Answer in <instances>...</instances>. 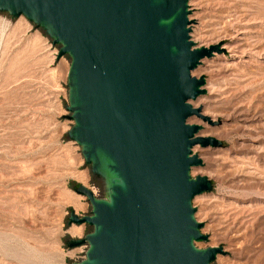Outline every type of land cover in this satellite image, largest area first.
I'll list each match as a JSON object with an SVG mask.
<instances>
[{
    "label": "water",
    "instance_id": "water-1",
    "mask_svg": "<svg viewBox=\"0 0 264 264\" xmlns=\"http://www.w3.org/2000/svg\"><path fill=\"white\" fill-rule=\"evenodd\" d=\"M189 0H0V11L25 16L70 57L68 137L81 149L104 196L74 188L91 205L70 211L68 223L92 230L68 246L86 244L71 264H215L220 246L198 248L207 236L194 216L195 196L211 189L196 144L200 125L190 100L205 93L192 71L219 44L190 39ZM210 123L211 121L208 120Z\"/></svg>",
    "mask_w": 264,
    "mask_h": 264
},
{
    "label": "rangeland",
    "instance_id": "rangeland-1",
    "mask_svg": "<svg viewBox=\"0 0 264 264\" xmlns=\"http://www.w3.org/2000/svg\"><path fill=\"white\" fill-rule=\"evenodd\" d=\"M188 4L195 46H220L202 59L203 69L192 72L204 77L202 88L212 83L204 95L210 96L213 122L200 126L220 142L192 147L201 164L191 168V175L211 182L208 192L192 200L200 232L207 236L195 245L220 246L224 253L215 264H264V0ZM196 13L200 20L191 18ZM197 25L200 35L192 32ZM236 41L246 46L241 54L224 47ZM57 51L25 16L0 11V264L79 262L86 244L67 243L84 238L92 227L69 224L68 217L70 211L88 215L91 205L74 188L84 185L96 197L104 196L103 181L67 135L73 124L67 109L70 57L57 59ZM237 109L249 120L242 123ZM188 122L195 123L194 115ZM73 227L78 229L74 235Z\"/></svg>",
    "mask_w": 264,
    "mask_h": 264
},
{
    "label": "bare ground",
    "instance_id": "bare-ground-1",
    "mask_svg": "<svg viewBox=\"0 0 264 264\" xmlns=\"http://www.w3.org/2000/svg\"><path fill=\"white\" fill-rule=\"evenodd\" d=\"M193 4V3H192ZM197 5H200V3H198ZM198 11V10H197ZM191 18H195V20L196 19H198V20H200L202 17H201V15H200V13H196L195 14V16L194 17H191ZM188 19H189V17H188ZM190 20V19H189ZM191 21V20H190ZM198 23V22H197ZM196 24V23H195ZM198 25L200 26L201 24L200 23H198ZM196 26V27H194V30L192 31V32H197V34L198 35H200L201 33H200V27L199 26ZM199 27V28H198ZM236 30V29H235ZM239 31H240V29H239ZM244 31V30H243ZM246 31V30H245ZM240 34V33H239ZM238 34V35H239ZM242 34V33H241ZM230 35V34H229ZM232 35V34H231ZM243 35H245V34H243ZM190 36H193V35H190ZM223 38V37H222ZM198 39H200V38H198ZM216 41V40H215ZM235 41V40H234ZM233 41V42H234ZM238 42L239 41H236L234 44H232L231 45V43L229 44V45H226V46H224L225 48H227V49H231V51L232 52H236V53H243L244 52V50H245V47L246 46H244L242 43L240 44V42H239V44H238ZM243 42V41H242ZM217 43H213V44H209V45H207V46H204V47H209V46H211V45H216ZM201 46H203V45H201ZM249 48V47H248ZM246 52V51H245ZM215 53H218L217 51H215L214 52V54ZM233 53V54H234ZM215 56V55H214ZM238 56H240V55H238ZM256 57V56H255ZM216 60V59H215ZM218 60V59H217ZM247 60V59H246ZM245 60V61H246ZM208 61V60H207ZM203 62H204V60H201L200 61V63L198 64V66H197V71L198 70H201V69H203V67H201V66H203ZM230 64V63H229ZM248 64V63H247ZM218 65V64H217ZM229 66V65H228ZM201 67V68H200ZM212 67V66H211ZM218 67V66H217ZM199 68V69H198ZM204 68H208V64L207 65H205V67ZM227 69V68H226ZM195 70H196V68H195ZM194 71V70H193ZM192 71V72H193ZM228 71V70H227ZM195 72V71H194ZM226 72V71H225ZM193 75H194V73H192ZM233 75V74H232ZM200 76V75H199ZM226 76V75H225ZM224 76V77H225ZM230 77V76H229ZM213 80V79H212ZM234 82V81H233ZM206 85L208 86V87H206L207 88V90L208 89H211V87H209V86H211L212 85V83L211 82H207L206 83ZM206 88H205V90H206ZM243 91V90H242ZM210 92V91H209ZM236 93V92H235ZM227 100V99H226ZM234 101V100H233ZM222 102V101H221ZM218 103H220V102H218ZM217 103V104H218ZM252 103V102H251ZM190 104H191V106L195 109V111H196V113L194 114V121H195V123L194 124H198V125H200V123L201 122H203L205 125L206 124H210V122L208 121V120H210V113H209V110H210V108H212V107H210V106H212L211 105V102H210V96L209 95H201V96H199L198 98H195L194 100H190ZM235 104V103H234ZM238 106V105H237ZM250 106V105H249ZM260 108V107H259ZM218 109V108H217ZM261 109V108H260ZM259 109V110H260ZM213 111V110H212ZM247 111H249V109L247 110ZM235 112H237V114H238V116L241 118L240 120H243V122L242 123H244V121L245 120H249V119H247V112L246 111H243V110H241V109H237ZM231 113V112H230ZM230 113H229V115H230ZM212 114V113H211ZM217 115V114H216ZM222 115H224V114H222ZM228 115V116H229ZM214 116H215V114H214ZM238 120V119H237ZM264 120V119H263ZM211 121V120H210ZM190 122V121H189ZM211 122H213V121H211ZM238 123H240L241 124V122L239 121ZM231 124V123H230ZM203 126V125H202ZM209 126V125H208ZM233 126V125H232ZM204 127V126H203ZM238 127V126H237ZM211 129V128H210ZM232 129V128H231ZM249 130V129H248ZM260 131H261V129H260ZM232 132V131H231ZM210 133V130L208 129V128H204V129H202V127L195 133V137H206L208 134ZM211 134V133H210ZM213 134V133H212ZM198 150V149H197ZM219 151V150H218ZM256 151V150H255ZM228 153H229V151H228ZM230 155V154H229ZM253 155V154H252ZM259 155H260V153H259ZM200 156V155H199ZM235 157V156H234ZM234 166V165H233ZM241 166H243V165H241ZM235 167V166H234ZM233 167V168H234ZM260 167V166H259ZM212 171V170H211ZM84 174V173H83ZM196 174V173H195ZM209 176V175H208ZM213 176H215V175H213ZM237 181V180H236ZM254 182V181H253ZM248 183V182H247ZM264 187V186H263ZM236 188H237V186H236ZM71 192V191H70ZM92 192H94V191H92ZM203 196V195H202ZM255 197V196H254ZM71 201V200H70ZM69 232L70 233H72L73 235L75 234V233H77L78 232V229L77 228H75V227H73V228H71L70 230H69ZM81 232V231H80ZM233 234H236V233H233ZM240 236V235H239ZM240 238V237H239ZM242 238V237H241ZM240 245V244H239ZM238 245V246H239Z\"/></svg>",
    "mask_w": 264,
    "mask_h": 264
}]
</instances>
